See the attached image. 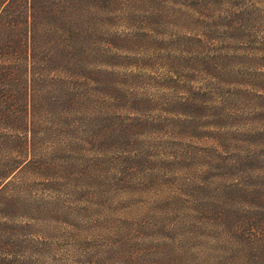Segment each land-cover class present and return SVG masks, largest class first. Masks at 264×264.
I'll return each instance as SVG.
<instances>
[{"label": "rangeland", "instance_id": "rangeland-1", "mask_svg": "<svg viewBox=\"0 0 264 264\" xmlns=\"http://www.w3.org/2000/svg\"><path fill=\"white\" fill-rule=\"evenodd\" d=\"M125 15L113 28L129 38L114 75L127 94L113 101L118 132L101 151L87 147L83 172L73 164L32 181L35 236L27 228L21 251L41 264H218L223 218L264 212L248 198L264 196V12L232 44L208 21ZM200 31L207 44L188 46Z\"/></svg>", "mask_w": 264, "mask_h": 264}, {"label": "trees", "instance_id": "trees-1", "mask_svg": "<svg viewBox=\"0 0 264 264\" xmlns=\"http://www.w3.org/2000/svg\"><path fill=\"white\" fill-rule=\"evenodd\" d=\"M169 1L0 0V264H41L21 251L27 228L35 236L32 181L65 173L73 164L83 172L94 158L87 157V147L101 151L118 132L113 101L127 94L117 90L114 75L129 38L113 28L122 13L130 18L149 12L152 22L177 16L184 26L208 21V30L228 33L232 44L252 35L264 12V0H225L226 8L213 15L224 0H200L193 10ZM207 35L185 38L188 46H201ZM248 194L250 201L264 202L260 191ZM220 225L229 241L218 247L228 254L218 264H264V212L239 218L230 213ZM179 262L173 257L165 264Z\"/></svg>", "mask_w": 264, "mask_h": 264}]
</instances>
